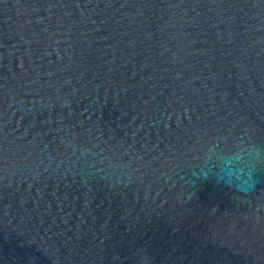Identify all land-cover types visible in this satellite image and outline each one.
I'll return each mask as SVG.
<instances>
[{
	"label": "water",
	"instance_id": "95a60500",
	"mask_svg": "<svg viewBox=\"0 0 264 264\" xmlns=\"http://www.w3.org/2000/svg\"><path fill=\"white\" fill-rule=\"evenodd\" d=\"M0 264H264V0H0Z\"/></svg>",
	"mask_w": 264,
	"mask_h": 264
}]
</instances>
